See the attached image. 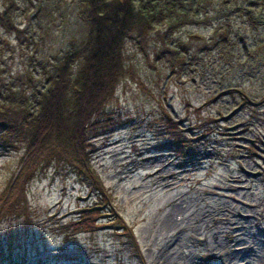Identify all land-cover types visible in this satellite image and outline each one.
<instances>
[{
  "label": "rangeland",
  "instance_id": "obj_1",
  "mask_svg": "<svg viewBox=\"0 0 264 264\" xmlns=\"http://www.w3.org/2000/svg\"><path fill=\"white\" fill-rule=\"evenodd\" d=\"M77 2L17 0L11 15L19 32L0 24V80L17 79L25 69L79 45L85 24ZM244 5L252 7L258 23L241 13ZM4 8L0 0V12ZM206 10L207 22L175 34L190 46L182 68H171L164 59L152 62L151 52L147 60L127 45L133 74L106 106L116 124L92 139L93 166L132 236L113 229V221L94 233L60 230L71 216L66 213L96 195L66 164L45 166L22 196L28 213L0 221V264L50 250L59 257L46 264H262L264 7L248 0H211ZM226 29L231 41L220 37ZM242 94L253 103L235 106ZM198 106L201 115L193 112ZM163 108L183 120L177 130L193 140L185 157L175 153L161 120ZM208 114L215 120L205 125L220 128L222 136H203L195 128ZM21 154L0 150V191ZM236 237L254 239L252 248L226 259L228 248L213 245L231 244ZM68 249L76 253L59 254Z\"/></svg>",
  "mask_w": 264,
  "mask_h": 264
},
{
  "label": "trees",
  "instance_id": "obj_2",
  "mask_svg": "<svg viewBox=\"0 0 264 264\" xmlns=\"http://www.w3.org/2000/svg\"><path fill=\"white\" fill-rule=\"evenodd\" d=\"M210 1L78 0L85 24L79 45L54 61L44 60L38 63L39 67L25 69L17 79L0 80V150H22L16 172L0 191V221L28 213L22 196L42 168L66 164L88 181L96 198L71 211L75 215L60 230L94 233L103 224L100 219L111 216L118 222L121 234L132 236V228L118 214L112 194L93 166L96 147L92 139L116 124L106 106L115 99L119 84L133 74L127 61V45L131 43L147 60L151 52L152 62L164 59L171 68H182L187 57H191L190 46L175 40V34L184 27L207 22L206 5ZM3 2L0 24L8 32H19L11 15L17 0ZM248 2L264 7V0ZM240 9L252 24L259 22L252 7L244 5ZM219 30L220 27L215 28V34ZM229 33L226 29L220 37L230 40ZM252 103L249 96L242 94L235 106ZM186 107L190 113L191 106ZM201 109L193 107V112L201 115ZM161 120L177 156H187L193 140L177 130L183 120L177 122L165 108ZM211 120H215L213 114L201 117L195 128L203 136H222L220 128L209 129L205 125ZM55 216L56 213L49 217Z\"/></svg>",
  "mask_w": 264,
  "mask_h": 264
},
{
  "label": "bare ground",
  "instance_id": "obj_3",
  "mask_svg": "<svg viewBox=\"0 0 264 264\" xmlns=\"http://www.w3.org/2000/svg\"><path fill=\"white\" fill-rule=\"evenodd\" d=\"M262 231L264 232V228H260V232H262ZM260 232H259V234H260ZM253 236L255 237V235H253ZM252 241H254V239L253 240L252 239L251 240H245L243 238L236 237L231 244H223L222 242L217 241L216 244L214 243L213 245L218 246V247H220V246L227 247L228 250L224 253V257L226 259H231L232 256H235V254H237V253H242V252L244 253L245 251H248L249 249H251L252 248ZM231 245L232 246L238 245V247L232 249ZM261 252H262V255L264 258V247L261 249ZM262 264H264V260H263Z\"/></svg>",
  "mask_w": 264,
  "mask_h": 264
}]
</instances>
